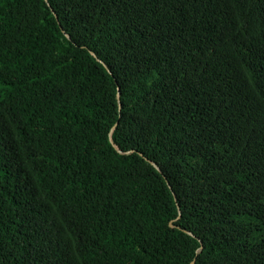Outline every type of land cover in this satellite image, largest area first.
Instances as JSON below:
<instances>
[{
  "label": "trees",
  "instance_id": "trees-1",
  "mask_svg": "<svg viewBox=\"0 0 264 264\" xmlns=\"http://www.w3.org/2000/svg\"><path fill=\"white\" fill-rule=\"evenodd\" d=\"M193 259L264 264V0H0V264Z\"/></svg>",
  "mask_w": 264,
  "mask_h": 264
},
{
  "label": "water",
  "instance_id": "water-1",
  "mask_svg": "<svg viewBox=\"0 0 264 264\" xmlns=\"http://www.w3.org/2000/svg\"><path fill=\"white\" fill-rule=\"evenodd\" d=\"M119 95H120V91H119V89H118V99H119ZM114 126H116V124H114ZM113 126V127H114ZM112 132V131H111ZM110 132V133H111ZM111 141H112V139H111ZM152 162V161H151ZM156 167H158L157 165H156V163H154V162H152ZM159 168V167H158ZM179 213H180V210H179ZM170 224H171V226H173V223H171L170 222ZM186 230V229H185ZM186 231H188V230H186ZM189 233H190V231H188ZM201 248H202V246H201ZM194 262H195V259H193L189 264H194Z\"/></svg>",
  "mask_w": 264,
  "mask_h": 264
}]
</instances>
